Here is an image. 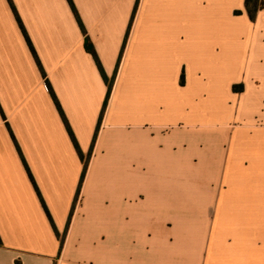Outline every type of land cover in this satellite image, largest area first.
Returning <instances> with one entry per match:
<instances>
[{
	"label": "crops",
	"instance_id": "1",
	"mask_svg": "<svg viewBox=\"0 0 264 264\" xmlns=\"http://www.w3.org/2000/svg\"><path fill=\"white\" fill-rule=\"evenodd\" d=\"M12 1L46 78L0 0V264H264V10L72 0L115 77L78 197L47 80L85 155L108 86L68 0Z\"/></svg>",
	"mask_w": 264,
	"mask_h": 264
},
{
	"label": "trees",
	"instance_id": "2",
	"mask_svg": "<svg viewBox=\"0 0 264 264\" xmlns=\"http://www.w3.org/2000/svg\"><path fill=\"white\" fill-rule=\"evenodd\" d=\"M8 1H9L10 5H11V7H12V9H13V11H14L16 17H17V20H18L19 25H20V27H21V29H22V32H23L25 38L27 39V41H28V43H29V45H30V47H31V49H32V51H33V53H34V55H35V58H36V60H37V62H38V65H39V68H40V70H41L43 76L46 78V74H45V72H44V69H43V67H42V65H41V63H40L38 57H37L36 54H35V51H34L33 46H32V43H31V41H30V39H29V37H28V34H27V32H26V30H25L23 24H22V21H21V19H20L18 13H17V11H16V8H15V6H14V3H13L12 0H8ZM68 1H69L70 5H71V7H72V10H73V12H74V14H75V16H76L78 22H79V24H80V26H81V28H82L84 34L86 35V31H85V29H84V26H83V24H82V21H81V19H80V16H79V14H78V11H77V9H76V7H75V5H74V2H73L72 0H68ZM262 10H264V0H246V13H247V15L249 16V18H250V20H251L252 22H255V21H256L259 12L262 11ZM236 14L239 15V14H242V12L238 11V12H236ZM85 47H86V50H87L90 54L93 55V57H94V59H95L97 65H98V67H99V69H100V71H101V73H102V76H103V78H104V81L106 82V84H107V86H108V95H107V99H106V101H105L104 108H103L102 115H101V119H100L99 124H98V128H97L96 135H95V137H94V141H93L92 149L90 150V152H89L87 155H85V154L82 152V150H81V148H80V146H79V144H78V142H77V139H76V137H75V135H74V133H73V131H72V128H71V126H70V124H69V122H68V120H67V118H66V116H65V114H64V111L62 110V107H61V105H60V102L58 101V99H57V97H56V95H55V93H54V91H53V89H52V87H51L49 81L47 80V84H48V86H49V89H50L51 95H52V97H53V100H54V102H55V104H56V106H57V108H58V110H59V112H60V115L62 116V119H63V121H64V123H65V125H66V128H67V130H68V133H69V135H70V137H71V139H72V141H73V143H74V146H75V148H76V150H77V152H78V154H79V156H80V159H81V161L83 162V165H84L83 173H82V176H81V181H80V185H79V189H78V193H77V196H78V197H79V195H80V193H81V189H82L83 183H84V181H85V178H86V175H87V172H88L89 163H90V160H91V157H92V154H93V147H94V144H95V141H96V138H97V134H98L99 129H100V127H101L102 119H103V116H104L105 111H106V109H107L108 102H109V99H110V96H111V93H112V90H113V87H114V82H115V77H113V78L110 79V78H108V76L106 75V73H105V71H104V69H103V67H102V65H101V62H100V60H99V57H98V55H97V53H96V50L94 49V46H93L92 42L90 41L89 37H87V35H86V38H85ZM234 90H235L236 92H242V91L244 90V86H243V85L234 86ZM17 148H18L19 153H20V155H21V158H22V160H23L24 166L26 167V170H27V172H28V174H29L31 180L33 181V183H34V185H35V188H36V190H37V192H38V194H39V197H40V199H41V202H42L43 206L45 207V209H46V211H47V214L50 216V214H49V212H48V209L46 208L45 203H44V201H43V199H42V197H41L40 191L38 190V187L36 186V183H35V181H34V178H33V176H32V173H31V171H30V169H29V167H28V164H27V162H26V160H25V158H24V156H23V154H22V152H21V150H20V148H19L18 145H17ZM72 215H73V211H72V213H71V215H70V219H69V222H68V227H69V225H70ZM68 227H67L66 231L63 233V235H61V234L58 232V230L56 229V227L54 226V228H55V232H56V234H57V236H58V238L60 239V242H61V249H60V252H61V250H62V248H63V245H64V240H65L66 235H67V232H68ZM0 244H1V240H0Z\"/></svg>",
	"mask_w": 264,
	"mask_h": 264
},
{
	"label": "snow or ice",
	"instance_id": "3",
	"mask_svg": "<svg viewBox=\"0 0 264 264\" xmlns=\"http://www.w3.org/2000/svg\"><path fill=\"white\" fill-rule=\"evenodd\" d=\"M186 65H181L178 73V80L181 85L186 83Z\"/></svg>",
	"mask_w": 264,
	"mask_h": 264
},
{
	"label": "rangeland",
	"instance_id": "4",
	"mask_svg": "<svg viewBox=\"0 0 264 264\" xmlns=\"http://www.w3.org/2000/svg\"><path fill=\"white\" fill-rule=\"evenodd\" d=\"M208 107H209V106H208ZM260 107H261V108H264V105L262 104V102H261V105H260Z\"/></svg>",
	"mask_w": 264,
	"mask_h": 264
}]
</instances>
